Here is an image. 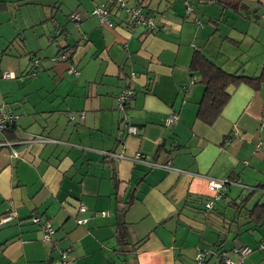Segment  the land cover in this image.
<instances>
[{"label": "crops", "instance_id": "crops-1", "mask_svg": "<svg viewBox=\"0 0 264 264\" xmlns=\"http://www.w3.org/2000/svg\"><path fill=\"white\" fill-rule=\"evenodd\" d=\"M125 1L141 6L159 29L131 25L114 0H43L52 34L38 35L41 54L34 52L32 67L19 74L0 70L16 76L0 77V105L19 117L18 157L0 134V221L13 218L0 222V264H55L63 251L72 264H196L201 249L212 252L208 264H221L219 251L244 246L252 253H231L233 263L264 264V219L250 222L251 211L264 205V84L230 86L229 102L208 126L197 119L204 87L190 72L201 50L227 72L260 75L264 0H243L238 10L210 0ZM103 3L112 26L93 15ZM72 14L80 20L72 22ZM53 44V54L43 50ZM60 52L78 77L55 60ZM124 89L134 91L128 112L136 134L116 108ZM121 151L125 159L105 155ZM137 153L142 158L131 160ZM212 179L233 183L216 204L227 219L237 213L233 202L247 198L221 249L219 216L206 215L203 204L213 195ZM35 215L53 226L52 241H44ZM121 227L129 235L124 248L116 241Z\"/></svg>", "mask_w": 264, "mask_h": 264}, {"label": "trees", "instance_id": "trees-1", "mask_svg": "<svg viewBox=\"0 0 264 264\" xmlns=\"http://www.w3.org/2000/svg\"><path fill=\"white\" fill-rule=\"evenodd\" d=\"M115 1L116 0H114V2ZM210 1L220 5L223 9L230 8L234 10H238V6L243 2V0H210ZM8 8H9L8 2H6L5 0H0V12L6 11ZM190 72L194 74L195 73L199 74L200 80L198 82L204 87L203 97L200 103L198 104L197 119L208 126H212L215 124V122L221 116V112L223 108L229 102L230 95L229 93H227V89L230 86L238 87L242 84H245L254 90H259L261 86L264 84V68L262 69L261 74L258 76H248L245 75L244 73H239V72L230 73L225 71L221 65L208 58L206 54L201 50H196L194 52L190 63ZM130 102H129V106L124 112L118 110L116 104V108L121 113L122 116L124 113L129 114L128 111L130 107ZM5 106L7 108L12 109L7 105ZM12 111L14 112L13 109ZM14 114L16 113L14 112ZM81 117L83 118L82 115ZM71 118L73 119V117ZM17 123L18 122H15L10 126H8L6 129H4L3 131H0V134L3 136V142L1 144L9 145L11 147V150L14 149L13 144L17 140H19V130L17 128ZM132 199L134 198L132 197ZM206 200H208V197H206L203 200V202L205 203ZM246 200L247 198L242 200L238 204L236 203V201L233 202L234 205L231 206H233L232 207L233 209L237 210V213L231 216L230 219H227L230 216L225 215L223 212H220L216 205L213 210L217 212H213V210L206 211L204 207V211L206 215L210 212H213V214L219 216V220H217V223L215 224L218 226V239L215 243V246H217L218 249H221L224 242L226 241V238L230 232L229 228L231 227L230 225L232 224V222L233 223L237 222L236 217L238 218L239 210L243 209L244 206H246L245 204ZM199 201H201V199ZM132 202L133 201L129 202L128 206L131 205ZM218 203L219 202H217V204ZM257 207L253 209L250 213L251 214L250 222L252 223L253 222L259 223V221L261 222L264 219V205H259L260 208ZM257 210L260 211L256 212ZM261 223H264V220ZM128 237L129 235L127 228L121 227L118 233L116 234V241L118 242V246L121 248L126 247L129 244ZM244 247L234 248L231 251H224V250L219 251L218 254L221 260V264H226V261L231 260L229 257L231 253H234L236 250L243 249ZM205 250L209 251L210 253L205 261V264H208L207 260L212 255V252L208 249Z\"/></svg>", "mask_w": 264, "mask_h": 264}, {"label": "built area", "instance_id": "built-area-1", "mask_svg": "<svg viewBox=\"0 0 264 264\" xmlns=\"http://www.w3.org/2000/svg\"><path fill=\"white\" fill-rule=\"evenodd\" d=\"M193 0H188L187 3H191ZM116 4L118 5L119 9L126 12L127 15V21L135 26V27H141L144 30L148 31L149 33H153L154 31L159 29L158 24L155 22V19L150 17L146 12H144L143 8L141 6H135L131 7L127 4L125 0H116ZM187 13L190 15L193 13L192 6H187ZM93 15H97L101 18V21L104 24H107L109 26H112V22L109 19V11L107 9V6L105 4H101L100 6L96 7L93 11ZM70 20L73 22H76L80 20V16L78 14H72L70 16ZM202 27V25H200ZM1 52V49H0ZM56 61H66L69 63V72L73 74L74 76H79V69L76 67V65L70 60L68 53L62 52L57 56ZM40 65V59L35 58L34 59V66L37 68ZM32 77H36L37 73L36 71H30L29 72ZM133 76L135 74L133 73ZM0 77L6 78V79H15L16 76L11 71H0ZM195 81H191L189 85L185 86L183 89L185 91H188L190 86L193 85ZM134 91L132 89H124L117 97V108L120 111H125L127 107L129 106V102L131 99H133ZM176 116L170 118L167 121V125H171L176 121ZM123 122L127 124L128 127V133L129 134H136V127H134L131 124V117L129 114H123L122 116ZM19 120V117L17 114H14L12 109L7 108L5 105H0V131H3L11 124L17 122ZM12 153L15 157H18V152L16 150H12ZM105 155H108L109 157H114L118 159H125L126 153L125 151H121L118 155L115 153H106ZM142 155L140 153H137L135 157H133L131 160L134 159H141ZM233 184L231 181L228 180H210L209 181V191L213 194L212 196H208V200L205 201L204 207L206 211H212L217 204V202H221L229 189V186ZM81 211H85V208L82 206ZM103 216H107L108 212H102ZM12 216H4L1 219V223L5 224L8 223L10 220H12ZM32 222L35 224L42 225L44 236L43 239L45 242L52 241V237L54 234V228L49 222H42L39 215H35L32 217ZM258 250L264 252V241L259 243ZM253 249L251 247H244L243 249L236 250L234 254H241L242 256H246L250 253H252ZM209 251L205 249L199 250L197 256H196V264H205V261L207 257L209 256ZM227 255V254H225ZM55 264H72V261L69 259L68 253L66 251L60 252V258ZM226 264H234L231 260L226 261Z\"/></svg>", "mask_w": 264, "mask_h": 264}, {"label": "rangeland", "instance_id": "rangeland-1", "mask_svg": "<svg viewBox=\"0 0 264 264\" xmlns=\"http://www.w3.org/2000/svg\"><path fill=\"white\" fill-rule=\"evenodd\" d=\"M7 1L9 2V11L0 13V49L7 52L5 56L0 54V70L10 68L19 74L26 66L30 65L34 52L41 54L39 45L42 42L38 35L43 30L47 31V34H52V30L47 28V26L50 27L51 23L44 19L46 18V7L41 5L43 0ZM56 13L53 12V14ZM24 41L25 47L23 46ZM45 41L48 42L46 38ZM10 43L13 45L10 46ZM56 49L57 47L53 44L52 47H44L43 50L53 54ZM31 56L33 57L31 58ZM0 83L3 82L0 80ZM12 85L19 86L17 83H12ZM0 89L2 91L3 86H0ZM7 90L12 94L17 92L14 88ZM97 215L100 216L101 212L98 211Z\"/></svg>", "mask_w": 264, "mask_h": 264}, {"label": "clouds", "instance_id": "clouds-1", "mask_svg": "<svg viewBox=\"0 0 264 264\" xmlns=\"http://www.w3.org/2000/svg\"><path fill=\"white\" fill-rule=\"evenodd\" d=\"M193 12H194V10H193ZM73 22V21H72ZM60 53H62V52H60ZM59 56V55H58Z\"/></svg>", "mask_w": 264, "mask_h": 264}]
</instances>
